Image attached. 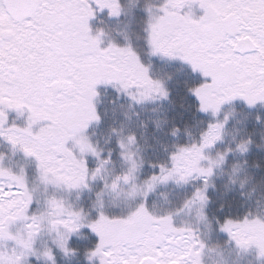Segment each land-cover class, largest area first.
Instances as JSON below:
<instances>
[{"label": "snow or ice", "instance_id": "snow-or-ice-1", "mask_svg": "<svg viewBox=\"0 0 264 264\" xmlns=\"http://www.w3.org/2000/svg\"><path fill=\"white\" fill-rule=\"evenodd\" d=\"M105 10L118 17L123 7L120 0H0V138L35 161L45 184L73 191L90 189L89 181L99 179L112 191L121 183L131 185L134 197L135 173L143 163L130 150L135 134L117 140L129 167L111 183L101 175L111 152L102 159L87 135L102 119L99 88L111 86L135 104L167 100L169 90L152 77L130 43L105 44L103 30H93L90 22ZM145 11L151 54L179 61L203 78L188 91L198 111L212 119L198 142L175 145L167 163L150 164L159 172L143 182V199L124 215L107 214L101 193L94 217L55 197L46 201L45 212L31 211L35 198L26 173L4 167L0 155V241L13 244L10 250L0 249V264H30V257L56 264L53 248L38 252L34 246L45 224L56 233L53 243L64 256L75 255L68 244L73 234L82 228L93 233L95 246L86 253L90 264H202L206 244L197 231L175 226L172 213L153 215L147 197L157 183L200 179L183 208L195 207L199 220L208 222L211 177L230 153L243 155L252 143L251 138L241 140L213 158L208 150L223 142L228 123L227 115L217 117L224 105L236 101L249 109L264 107V0H160ZM13 111L27 113L23 126L9 123ZM179 131L175 127L171 134ZM89 156L96 159L95 168H89ZM16 223L23 224V232L11 231ZM216 226L236 247L255 249L264 259V216L249 210L235 218L217 217Z\"/></svg>", "mask_w": 264, "mask_h": 264}, {"label": "trees", "instance_id": "trees-1", "mask_svg": "<svg viewBox=\"0 0 264 264\" xmlns=\"http://www.w3.org/2000/svg\"><path fill=\"white\" fill-rule=\"evenodd\" d=\"M120 3L123 7L120 16L114 18L109 17L107 13L102 14L103 27L107 24V33L116 40L122 39L123 36L125 38V35L128 36L124 44L132 45L142 62L150 67V74L154 79L165 82L169 90V98L161 100L159 104L144 103L139 107L127 108L130 100L124 98L123 94L118 95L111 86L103 90L100 95L102 98L98 100L97 105L102 119L93 130H89V135L97 148H101L102 159L107 158L111 152L110 162L104 166L101 173L108 183L124 172L119 165L121 152L117 144L119 138L135 134L136 143L133 144V148L138 156V163L143 162L139 168L138 178L143 180L154 172H159L158 168L150 167V164L167 163L169 154L175 151V145L191 144L194 140L198 142L201 131L212 119L210 114L198 111V102L188 91L190 87L201 82L199 77L180 62L153 56L150 53L145 32L148 19L145 8L150 4L158 5L160 0H120ZM125 14H127L126 19H124ZM226 115L228 123L225 127L224 140L208 150V154L215 156L217 151L223 152L228 147L235 148L236 143L241 140L251 138L252 143L249 151L243 155L238 152L230 153L226 162L219 167L221 173H216V176L211 178L214 187L208 188L207 194L210 201L206 212L211 228L216 230H218L217 217L221 220L225 216L235 218L249 210L253 214L264 216V110H247L236 105L232 110L220 112L217 118L223 120ZM257 115L261 117L259 122L256 121ZM154 116L156 118L153 120ZM130 120L133 122H129ZM132 123L138 124L133 126ZM235 123L238 124L239 131L236 136H232L230 129ZM175 127H178L180 131L173 136L171 132ZM113 129L116 131L114 132ZM96 166V160L89 164V168ZM234 166H236L235 169ZM233 180L235 183H232ZM102 184L104 186V181L99 179L90 181V189H85L90 192L92 201L93 196H96L98 192V187ZM111 191L105 189L101 192H106L108 195ZM57 195L59 194L52 193L50 197L34 199L35 212H45V201L52 196L58 197ZM87 197L89 198V194ZM221 205H223L222 211ZM84 211L86 212V208ZM215 234L221 242L227 240L223 235ZM81 236L82 240L77 237L75 241L68 242L69 247L76 250L75 255L64 256L56 247H52L56 255V264H90L86 253L95 246L96 239L87 231L82 232ZM40 239L41 235L36 243H39ZM229 244L231 245L230 242ZM30 264H48V262L43 263L36 258H31ZM91 264L94 263L91 262Z\"/></svg>", "mask_w": 264, "mask_h": 264}, {"label": "rangeland", "instance_id": "rangeland-1", "mask_svg": "<svg viewBox=\"0 0 264 264\" xmlns=\"http://www.w3.org/2000/svg\"><path fill=\"white\" fill-rule=\"evenodd\" d=\"M193 12L197 15L199 14L198 9H193ZM104 13H107V10L103 12L97 11L95 19H93L90 22L93 30L94 31L97 29L103 30L105 34L104 35L105 44L108 41H114L117 44L123 45L124 42H126L125 38L128 39V36L125 35V38L123 36L122 39L118 38L116 40V38H114L111 34L107 33V28H106L107 24H104L103 27V23H102L103 19H101V16ZM126 17L127 14H125L124 19H126ZM109 20H111V18ZM188 69L190 68L188 67ZM196 75L199 77L200 81L202 82L203 78L200 77L199 74ZM107 87L110 86H100L99 88L100 95L103 93V90H105ZM100 95L96 100L97 105L99 102L98 100L102 98V96ZM124 98L128 99L127 97ZM160 101H161L160 99H157L155 101L148 102V104L150 103L159 104ZM128 102L129 104H127V108H130L132 106L135 107L140 106V104H135L131 101ZM236 105L242 106L244 107V109L247 110H258V109L264 110V107H261L259 105L256 108L249 109L242 102L236 101L232 105H224L221 110V113L232 110L233 108H235ZM26 118H27V113H25L24 115H19L14 111L9 113V123L15 120V122L18 125L23 126L26 121ZM155 118L156 116L153 117V120ZM129 122H133V120H130ZM137 124L138 123H132L133 126ZM96 125L97 124L94 123L88 128L87 135L89 137H90L89 130H93ZM237 131H239L238 124L235 123L233 124L232 129H230V132L232 133L231 135L236 136ZM91 141L93 142V140ZM130 150L135 154V159L138 162V156L135 152V149L133 148V145L131 146ZM0 155L3 156L4 167L9 168L16 173H20L21 170H23V172L26 173L28 187L33 193L35 199L50 197L52 193H57L59 194L57 195L58 197L52 196V198L53 197L57 199L65 198L66 200L63 199L64 202H66V204L68 205H72L76 209L86 208V212L90 213L91 217L95 216L94 206L99 207V204L97 203L98 200L97 193H101L99 197V201L103 204V210L109 215H124L129 210L134 208L135 205L143 199L141 192L143 188V182L147 178L140 180L138 178L139 170L135 173L136 175L135 183L137 185L138 191L134 197L129 195V192L131 191V185L121 183L119 186V188L121 189L119 191L118 188L116 191H111V193H108L107 195L106 192H101L102 189L105 190L102 184L98 187V192L95 194L96 196H93V201H92V198L90 197V192L88 190L83 189V190L68 191L63 188H56L51 184L43 183L40 178V173L37 171L35 161L31 158L25 157L22 152L14 151L11 145L8 144L6 141H4L2 138H0ZM212 157L215 158V156ZM95 160L96 159L94 157L89 156L88 164H92L93 162H95ZM119 163H120L119 164L120 167L124 170V172L127 171L129 167V163L125 159H123L121 155H120ZM202 163H204L205 165L207 164L206 161ZM216 173H221L220 168H217L215 170L214 176H216ZM201 184L202 181L200 179H195V178L190 180L187 184H183V183L177 184L174 181H168L167 183H157L155 189L148 194L147 197L148 207L150 211L153 213V215L156 216L172 213L173 223L177 227L191 226L197 231L199 237L206 244V247L203 250V254H202V264H264V259L257 257L255 249L243 250L236 247L234 243L229 241V238L226 233L211 228L209 221L208 222L200 221L197 212L195 210V207L191 209L183 208L184 202L192 196V193L195 190V188L201 186ZM49 191L52 193H48ZM76 194H80L81 196ZM88 194H89V198L87 197ZM34 205H35V200L31 206V211H35V208L33 207ZM44 209L46 210V201H45ZM46 226L47 225L45 224L43 230L40 232L41 241L34 245L35 248L38 250V252H42L45 248L48 247L51 248L55 247L53 241L57 239V235L55 232H50L48 228H45ZM11 231L23 232L24 231L23 224L16 223L12 225ZM85 231L90 233L97 240V237L93 233H91L87 228H82L78 233L73 234L70 237L69 241L70 240L75 241L77 237L82 240V236L80 237V235L82 232ZM215 233H218L219 235L220 234L223 235L225 238H227V240L225 239L224 242H221L219 240L218 235ZM229 242L231 243V245L229 244ZM4 247H7L10 250L13 247V244L10 241H0V249H3ZM58 252L62 253L59 250ZM31 258L33 259L35 257H30V259ZM38 260L42 261L43 263L47 262L43 258H40ZM92 263L96 264L95 261H92Z\"/></svg>", "mask_w": 264, "mask_h": 264}]
</instances>
